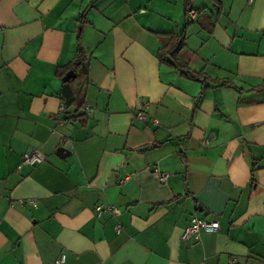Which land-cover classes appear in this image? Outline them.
Wrapping results in <instances>:
<instances>
[{"label":"crops","instance_id":"1","mask_svg":"<svg viewBox=\"0 0 264 264\" xmlns=\"http://www.w3.org/2000/svg\"><path fill=\"white\" fill-rule=\"evenodd\" d=\"M216 1L187 26L185 0H0V264H264V0ZM186 27L191 74L232 87L159 63ZM194 216L220 231L183 240Z\"/></svg>","mask_w":264,"mask_h":264},{"label":"trees","instance_id":"2","mask_svg":"<svg viewBox=\"0 0 264 264\" xmlns=\"http://www.w3.org/2000/svg\"><path fill=\"white\" fill-rule=\"evenodd\" d=\"M212 1L213 3L217 4L216 0H212ZM193 4H194V0H185L187 26L190 24L189 12L193 10L194 7ZM84 18H85L84 15H82L79 18V21L84 23L85 22ZM199 25L203 30L207 31L208 33H212L215 28V19L202 15V17H200L199 19ZM186 29L187 27L180 34H167V36L170 37V42L166 47L158 51L157 58L159 60V63L161 65H166L174 68L176 71L180 72L182 76L188 79L205 81L207 83L206 84L207 88L210 87V84L208 83L214 84L215 88L232 87L233 84L230 81L219 80V79L214 80L209 78L203 72H199L194 75L191 74V70L188 63L185 62L181 57V51L186 46ZM77 42H78V49H77L75 61L66 66H61L57 70V76L61 79L63 83V92L65 93H66L67 85L76 84L81 86L89 81L90 59L86 54L85 50L83 49L79 38ZM70 71H73L76 77L74 79L67 81L66 76ZM257 89H262V88H257ZM81 91L82 88H80L79 90H75L73 95L69 96L68 104L70 106L71 105L76 106L74 116L70 117L69 119H72L74 121H79L81 125L85 127L87 125V117L82 110L85 106L86 98H85V93L83 96H81L82 94ZM253 182H255L254 176H253Z\"/></svg>","mask_w":264,"mask_h":264},{"label":"built area","instance_id":"3","mask_svg":"<svg viewBox=\"0 0 264 264\" xmlns=\"http://www.w3.org/2000/svg\"><path fill=\"white\" fill-rule=\"evenodd\" d=\"M197 16H198V13L196 11L191 10L189 12V18L191 20L196 19ZM137 118L142 122H146V123L149 122L148 117L144 112H139L137 114ZM153 122L154 124H157L156 120H154ZM44 161H45V157L38 151L26 153L23 156V161H22V165L20 168H22L23 165L32 167L37 164H41ZM159 176H160L161 183L163 184H167L168 180L171 177V175L167 173H159ZM25 202L26 203L30 202L33 205H36V203L32 200H27ZM97 211L99 214H101L103 211V207L102 206L98 207ZM218 231H220V223L217 219L207 220V219H201L199 217L194 216L191 219L187 228L185 229L182 235V239L188 240L189 238H192V237L198 238L201 235V233H216ZM65 261H66V257L65 255H62L59 259H57L56 264H65Z\"/></svg>","mask_w":264,"mask_h":264},{"label":"water","instance_id":"4","mask_svg":"<svg viewBox=\"0 0 264 264\" xmlns=\"http://www.w3.org/2000/svg\"><path fill=\"white\" fill-rule=\"evenodd\" d=\"M76 77L75 73L73 71H70L67 76H66V80L69 81L71 79H74Z\"/></svg>","mask_w":264,"mask_h":264},{"label":"rangeland","instance_id":"5","mask_svg":"<svg viewBox=\"0 0 264 264\" xmlns=\"http://www.w3.org/2000/svg\"><path fill=\"white\" fill-rule=\"evenodd\" d=\"M255 19V18H254Z\"/></svg>","mask_w":264,"mask_h":264}]
</instances>
